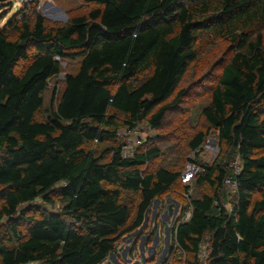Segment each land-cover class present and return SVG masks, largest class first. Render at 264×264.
Masks as SVG:
<instances>
[{
  "label": "trees",
  "instance_id": "16d2710c",
  "mask_svg": "<svg viewBox=\"0 0 264 264\" xmlns=\"http://www.w3.org/2000/svg\"><path fill=\"white\" fill-rule=\"evenodd\" d=\"M81 1L94 8L63 25L17 12L0 27V264H103L143 225L181 174L146 172L159 155L150 141L123 158L117 133L141 123L159 129L199 47L215 39L233 52L202 110L207 130L188 148L199 150L213 131L240 165L203 167L194 182L211 194L179 209L191 216L173 241L183 264H202L204 243V264H264V0ZM76 59L57 105L53 89L50 116L38 121L48 83ZM107 140L117 145L99 155L87 148ZM228 179L236 185L229 209ZM53 193L61 214L24 210L37 199L51 203ZM123 193L139 195L131 222Z\"/></svg>",
  "mask_w": 264,
  "mask_h": 264
},
{
  "label": "rangeland",
  "instance_id": "374dc122",
  "mask_svg": "<svg viewBox=\"0 0 264 264\" xmlns=\"http://www.w3.org/2000/svg\"><path fill=\"white\" fill-rule=\"evenodd\" d=\"M92 8H94L93 5H85L81 0H38L37 4H34L33 0H0V18H2L0 27L17 12H22L31 23H33L35 15H40L45 20V25L52 27L63 25L74 16L87 15ZM9 34L13 38L11 31H9ZM262 34L264 36V30ZM232 52L231 45L223 39H215L210 41L209 44H202L199 47L198 58L188 67L172 97L168 100H177V102L174 109L167 113L162 126L159 129H152L145 123H141L136 128L137 135L142 138V143L150 141V146H155L159 150L158 157L146 165L145 170L147 173L161 168L182 174L186 166L194 161L202 168H209L216 163H228L230 165L227 167L232 166L235 170L238 169L240 165L239 158L232 155L227 146L219 143L213 131H210L207 135L206 141L199 150L191 151L188 148V142L195 135L207 130V124L202 117V110L209 103L211 90L217 83L221 70ZM25 64L24 61L19 62L16 73H21ZM78 66L79 59L62 63L60 74L48 83L47 90L43 94V106L36 114L38 121L43 122L49 118L52 90H56L52 103L55 107L63 89L65 75L75 73ZM179 92H183V94L178 95ZM119 126L120 129L123 127L121 120H119ZM116 145L117 140H107L103 143H90L87 148L94 149L96 154L99 155L106 148ZM211 190L212 188L206 183L198 185L193 181L185 191L181 183L180 185L176 183L151 206L144 229L121 237L116 244V252L112 257L109 256L103 264H179L178 258L166 251L164 227L167 221L171 220L172 213L176 209L188 207L190 200L204 194H211ZM231 190L224 182L226 200L223 203L227 209L230 208L229 201H231L234 194ZM50 198L52 202L49 204L37 199L23 208L27 210L28 215H37L39 211L61 214L63 205L58 200L57 194L53 193ZM121 201L130 209L131 222L139 203V195L123 193ZM169 207L170 211L168 210ZM152 213L155 214V224L149 233L150 222L153 219ZM162 215L166 216L167 219L164 217L160 219ZM159 219L160 222L158 223ZM143 236L147 237L144 242L145 251L143 255L131 253L129 256L127 251L123 250L115 257L119 248L126 247L130 243L134 244L139 239H144ZM155 238L158 239V243L154 247L151 243ZM200 253L201 263L204 264L207 256L206 243L201 247Z\"/></svg>",
  "mask_w": 264,
  "mask_h": 264
},
{
  "label": "built area",
  "instance_id": "2783aa9c",
  "mask_svg": "<svg viewBox=\"0 0 264 264\" xmlns=\"http://www.w3.org/2000/svg\"><path fill=\"white\" fill-rule=\"evenodd\" d=\"M22 13V12H21ZM24 14H20V17H18V19H20ZM117 136L119 139L123 140V145L121 148V156L123 158H131L135 152V150L142 144V138L140 137V135H137L136 130H129V129H122L117 133ZM204 171V169L202 167H200L199 165L195 164L194 162H190L186 168L185 171L180 175V181L181 184L184 186H188L191 184V182H193L196 177L201 174ZM225 183L232 189L231 191L234 193L236 190V185L234 182H232L231 180H225ZM150 212V210L146 213L145 215V220L143 225L137 230L138 232H140L142 229H144L145 226V222L147 219V215ZM154 216L155 214L152 213V221L150 222V229H149V233L152 231L153 227H154ZM190 212H186L184 215H181L180 210L176 209L174 211V213H172L171 216V220L168 222L165 228V237H164V244L166 247V251L169 253L170 250H172V256L173 255H177L178 258V262H180L181 264L184 263L185 261V254L181 251L180 247L176 244V242L173 241V236L175 235L176 232V228H177V224H183L189 221L190 219ZM163 217H166L164 215L161 216L160 219H162ZM157 221L158 223L160 222ZM144 239H139L138 241L133 243H130L128 246L126 247H121L117 250L118 254H120V252H122L123 250L127 251V255H131V253L134 254H138V255H143L140 252V245L143 244V252L145 251L144 249V242L146 241V236H143ZM157 237V236H156ZM158 243V239L155 238L154 241L151 243L154 247L155 245ZM135 247V249H134ZM134 250V251H132ZM113 254L110 255V257H112ZM124 256V255H123Z\"/></svg>",
  "mask_w": 264,
  "mask_h": 264
},
{
  "label": "water",
  "instance_id": "95a60500",
  "mask_svg": "<svg viewBox=\"0 0 264 264\" xmlns=\"http://www.w3.org/2000/svg\"><path fill=\"white\" fill-rule=\"evenodd\" d=\"M168 210L170 211V207L168 208ZM164 218H166V217H164ZM140 252H141V254H143V244L140 245Z\"/></svg>",
  "mask_w": 264,
  "mask_h": 264
},
{
  "label": "crops",
  "instance_id": "0c3cea01",
  "mask_svg": "<svg viewBox=\"0 0 264 264\" xmlns=\"http://www.w3.org/2000/svg\"><path fill=\"white\" fill-rule=\"evenodd\" d=\"M117 255H118V252H117V254H115V257H117Z\"/></svg>",
  "mask_w": 264,
  "mask_h": 264
}]
</instances>
